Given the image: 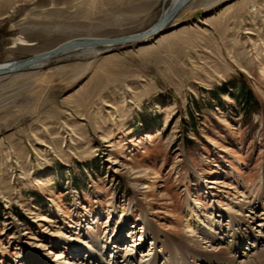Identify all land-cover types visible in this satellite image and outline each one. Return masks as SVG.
Segmentation results:
<instances>
[{
  "label": "rangeland",
  "instance_id": "1",
  "mask_svg": "<svg viewBox=\"0 0 264 264\" xmlns=\"http://www.w3.org/2000/svg\"><path fill=\"white\" fill-rule=\"evenodd\" d=\"M170 3L0 0V65L143 33ZM263 185L264 0H191L151 37L0 78V264H54L70 239L150 254L143 216L165 243L202 239L188 203L202 226L247 206L259 231ZM252 240L211 264H264Z\"/></svg>",
  "mask_w": 264,
  "mask_h": 264
},
{
  "label": "bare ground",
  "instance_id": "2",
  "mask_svg": "<svg viewBox=\"0 0 264 264\" xmlns=\"http://www.w3.org/2000/svg\"><path fill=\"white\" fill-rule=\"evenodd\" d=\"M169 1L171 2L169 6L170 8L172 5L176 4L179 0H169ZM107 46L111 48V46H118V45H107ZM96 47H99V46L77 47V48H73L69 50L68 52L64 54L73 53L79 50H92L93 48H96ZM2 65H6V64H2ZM42 66L43 65H39V67L37 68H40ZM30 70H33V69H30ZM258 203H256L257 206L252 208V210L260 206ZM192 208H193L192 204H189V203L185 207L184 212H185V217H186V223L188 225H192L193 229L198 230V232L201 235L200 237H202V239H197V240L191 239L193 238V235L191 234L192 229H190L189 231L187 230V233H188V236L186 237L187 240L176 238V243H173L170 240L171 236H169L168 238H166L167 243H165L161 241V235L158 234L156 229H154L147 222V218L143 216L141 223L144 224L145 226L144 227L145 238L150 237L149 240H151V243L153 244V249L150 250V254L143 255L140 252L139 254H142V256L140 257L137 253V251H140V249L137 248L136 244H133V243L131 244L130 247H127L125 249L121 247V250H119L118 247L116 246V247L111 248V251H109L110 249L109 247L100 246V243H97L96 246L95 245L87 246L80 242H76L75 239H70L69 242H75V244H77V246L74 248L75 251H73L74 255H72L71 257L69 256V258L56 257L54 264H158V261L161 259V257H163L164 261L166 260L165 264H178L180 259L185 260L184 261L185 264H190L191 260H188V258H185L184 256L185 254L187 256H190V258L196 261L197 264L198 263L211 264L212 261L216 259L218 256H223L226 258L229 257L228 256L230 255L229 251L231 250V253H232L233 250H236L238 247L242 246V242L246 239L247 240H249V238L250 240L253 239L252 241L257 242L258 244L264 243V219L262 220L263 226L259 225L257 227L259 228V231H256V229H253L252 226L256 222V219L258 216H256V214H254L253 212L251 213L250 210H248L249 207L247 206L243 207L241 211V215H234V214L229 213L228 216H225L226 220L228 221L227 226H223L220 223L207 224L206 226H202L201 223L196 218V216L194 215ZM263 210H264V206H263ZM250 215L252 217H250ZM236 216L239 218H236ZM144 239H143V242H144ZM158 244H161V247H162L161 251L157 250ZM168 245H176V249L178 250L179 248H184L185 254L182 255V253L179 252L178 255L177 254L174 255L168 249L169 248ZM218 247L219 249H217ZM243 250L249 251L250 249H243ZM121 251L125 252V256L122 257V261L119 262L118 259L120 258L119 255ZM106 254L109 255V257L112 259V263H109L110 258H108L109 262L106 261V256H107ZM235 254L237 253L235 252ZM239 255H238L239 257H236L237 255L233 256L235 260L233 264H237L238 258H242L244 253L239 252ZM40 263L48 264L42 261Z\"/></svg>",
  "mask_w": 264,
  "mask_h": 264
},
{
  "label": "water",
  "instance_id": "3",
  "mask_svg": "<svg viewBox=\"0 0 264 264\" xmlns=\"http://www.w3.org/2000/svg\"><path fill=\"white\" fill-rule=\"evenodd\" d=\"M191 0H179L176 4L172 5L164 14L161 15L159 20L147 31L130 36H124L113 39H98V38H83L73 39L65 42L54 49L38 54L36 56L6 63V65H0V78L10 75L18 74L20 72H27L30 69H35L39 65L51 61L52 59L68 52L69 50L82 46H107V45H125L133 42H137L143 39L153 36L159 32L164 26H166L176 14L184 8Z\"/></svg>",
  "mask_w": 264,
  "mask_h": 264
},
{
  "label": "trees",
  "instance_id": "4",
  "mask_svg": "<svg viewBox=\"0 0 264 264\" xmlns=\"http://www.w3.org/2000/svg\"><path fill=\"white\" fill-rule=\"evenodd\" d=\"M247 96V95H246ZM246 99H247V97H246ZM248 100V99H247ZM247 100H245L246 102H247Z\"/></svg>",
  "mask_w": 264,
  "mask_h": 264
}]
</instances>
